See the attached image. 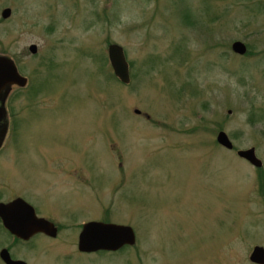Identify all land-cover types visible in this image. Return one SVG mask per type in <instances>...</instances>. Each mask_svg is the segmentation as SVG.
Returning a JSON list of instances; mask_svg holds the SVG:
<instances>
[{
	"label": "rangeland",
	"instance_id": "374dc122",
	"mask_svg": "<svg viewBox=\"0 0 264 264\" xmlns=\"http://www.w3.org/2000/svg\"><path fill=\"white\" fill-rule=\"evenodd\" d=\"M0 6L11 9L0 55L28 80L4 104L2 198L25 194L58 232L20 241L0 229V250L26 264H254L252 246L264 248V0ZM239 40L247 51L236 55ZM110 43L122 46L127 85L112 73ZM248 147L259 168L236 156ZM88 220L128 225L136 241L81 254Z\"/></svg>",
	"mask_w": 264,
	"mask_h": 264
},
{
	"label": "water",
	"instance_id": "95a60500",
	"mask_svg": "<svg viewBox=\"0 0 264 264\" xmlns=\"http://www.w3.org/2000/svg\"><path fill=\"white\" fill-rule=\"evenodd\" d=\"M10 9L4 8L1 18H6L10 14ZM31 55H34L37 48L35 45L28 46ZM230 49L236 55L244 54L247 51L244 43L232 41ZM107 59L116 80L127 85L129 82V64L125 61L122 46L119 44H108L106 48ZM14 61L6 56H0V89L9 84H17L21 87L27 81L25 77L18 74L14 66ZM5 95V94H4ZM4 99L0 97V119L4 116L3 110ZM135 113H138L134 110ZM4 127L0 126V142L3 138ZM215 141L221 148L232 150L233 143L230 142L226 132L217 131ZM1 144V143H0ZM236 156L243 161H247L253 168H258L262 161L255 155L253 148H244V150L236 149ZM0 223L7 230L9 235L15 236L20 241H26L35 234H44L46 237L53 239L57 235V227L54 222H50L45 218H38L32 207L22 199H12L9 203L0 202ZM133 229L128 225H120L119 223L100 222V220L87 221L81 224L79 233L76 237V250L84 253L95 254V252L109 251L114 253L118 249L125 246H133L136 239ZM248 261L254 264H264V248L262 246H252L249 253ZM8 250L4 247L0 250V261L3 264H26L19 259H11Z\"/></svg>",
	"mask_w": 264,
	"mask_h": 264
},
{
	"label": "flooded vegetation",
	"instance_id": "af4514ba",
	"mask_svg": "<svg viewBox=\"0 0 264 264\" xmlns=\"http://www.w3.org/2000/svg\"><path fill=\"white\" fill-rule=\"evenodd\" d=\"M4 8H7V6H0V9H1V11L4 9ZM9 9V8H8ZM11 10V9H10ZM1 13V12H0ZM10 15V14H9ZM9 17V16H8ZM8 17H6V18H2V19H4V20H7L8 19ZM28 49V48H27ZM1 56V55H0ZM4 56V55H3ZM14 63V62H13ZM14 66H15V68H16V65L14 64ZM16 70H17V68H16ZM18 71V74H20L19 73V70H17ZM21 75V74H20ZM22 77V76H21ZM26 78V77H25ZM26 82H28V80L26 81ZM26 82H25V85H26ZM25 85L23 86V87H21V86H19V85H17V84H9L8 86H4V88L1 90L0 89V97L2 98L3 97V99H4V104L6 103V99H7V97H8V94L9 93H11L12 91H11V89L13 88V87H17V88H24L25 87ZM5 94V95H4ZM4 104H3V110H4V112H5V114H6V111H5V109H4ZM5 114H4V116L0 119V126H3L4 127V134L6 135L7 134V128H8V122H7V120H5ZM4 139V136H3V138H2V140ZM2 140H1V142H2ZM0 142V143H1ZM0 145H2V143L0 144ZM1 149V148H0ZM261 166V165H260ZM259 166V167H260ZM258 167V168H259ZM1 184V183H0ZM6 187V185L5 184H1V186H0V202H2V203H9L12 199H14V198H16V199H22L23 201H25L27 204H29L30 205V207H32V209H33V211H34V213L36 214V216L38 217V218H45V219H47L48 220V218L46 217V215L45 214H42V213H40L38 210H37V208H36V206H35V204L34 203H32L31 201H29L28 199H27V197H25V194H23V193H21V192H18V191H13V194H12V196H10L8 199H6V198H2V196L3 195H5V188ZM49 221V220H48ZM0 229L1 230H4L5 232H7V230L4 228V226L3 225H1V223H0ZM8 234V233H7ZM37 234H39V233H37ZM37 234H35V235H37ZM34 235V236H35ZM39 235H42V234H39ZM44 235V234H43ZM13 236V235H12ZM45 236V235H44ZM13 237H15V236H13ZM33 237V236H32ZM31 239V238H30ZM29 239V240H30Z\"/></svg>",
	"mask_w": 264,
	"mask_h": 264
},
{
	"label": "trees",
	"instance_id": "16d2710c",
	"mask_svg": "<svg viewBox=\"0 0 264 264\" xmlns=\"http://www.w3.org/2000/svg\"><path fill=\"white\" fill-rule=\"evenodd\" d=\"M13 240H17V238H14V237H13ZM125 247H126V246H125ZM125 247L120 248V249H118V250H123ZM105 252H107V251H105ZM105 252L99 251V252H97V253L105 254Z\"/></svg>",
	"mask_w": 264,
	"mask_h": 264
}]
</instances>
